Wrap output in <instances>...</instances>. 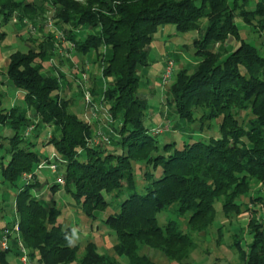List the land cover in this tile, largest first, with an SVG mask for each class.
<instances>
[{
    "label": "trees",
    "instance_id": "16d2710c",
    "mask_svg": "<svg viewBox=\"0 0 264 264\" xmlns=\"http://www.w3.org/2000/svg\"><path fill=\"white\" fill-rule=\"evenodd\" d=\"M251 1L233 0L234 9L229 0L49 1L58 25L70 27L63 34L72 50L85 57L97 53L98 60L103 54V76L117 80L104 93L112 121L118 125L108 134L109 144L120 149L117 153L90 144L95 129L70 112V101L60 98L61 77L42 73L48 50H53L48 43L38 51L19 50L9 58L6 76L24 94L27 108L39 120L36 126L58 131L48 145L64 161L59 174L73 205L95 222L100 213L121 201L103 220L117 239L112 250L115 258L98 255L89 244L79 264H124L122 258L128 264H156L144 253L146 248L186 264L197 247L191 234L214 226L218 207L226 220L238 217L244 213L239 201L250 198L252 183L264 187V56L244 41L226 60L211 49L229 36L237 37L238 10L248 24L251 18L264 21V0L249 13L243 8ZM12 3L0 0L5 23L23 6ZM23 7L32 16L42 10L33 3ZM203 20L208 26L203 38L195 41V56L204 61L194 75L187 70L178 73L169 88L170 103L181 121L199 126L200 134L213 131L210 122L219 121L218 137L182 147L175 142L161 146L145 125L149 104L138 96L140 68L149 67V48L161 27L172 26L186 34L199 31ZM5 38L0 33V46ZM2 107L0 94V177L5 187L18 189L15 203L25 247L34 249L33 258L39 252L43 264H72L79 250L65 239L72 228L60 221V209L46 208L33 196L41 187L37 180L23 182V175L34 174L48 157L36 151L38 145L26 136L31 125L27 112ZM6 128L13 132L11 137L2 134ZM59 189V184L51 187L52 192ZM263 200H252L255 206L248 228L253 241L248 250L241 248L240 235L232 238L243 264H264V222L258 219ZM170 207L177 208L179 218L189 217V233L175 221L161 226L158 216ZM9 252L0 249V264H10Z\"/></svg>",
    "mask_w": 264,
    "mask_h": 264
},
{
    "label": "rangeland",
    "instance_id": "374dc122",
    "mask_svg": "<svg viewBox=\"0 0 264 264\" xmlns=\"http://www.w3.org/2000/svg\"><path fill=\"white\" fill-rule=\"evenodd\" d=\"M49 1L50 0H13L12 4L16 2L22 3V5L25 6L27 3H33L37 8H41L42 10L40 11V9H38V15L36 14L35 16H32L28 15L22 6L15 9L14 15L8 23H5L3 15H0V33H5L6 35L2 47L8 46L7 51L18 49L22 52H27L30 49L38 51L39 46L42 43H48L47 45H50L53 50L49 48L48 51L50 53L43 66L47 64L46 67L49 69L48 75L61 77L60 98L70 101V112L96 129L95 137L90 141L91 145L99 146L107 153H117L120 151L118 145L113 146L106 144L101 138H98V133L105 134V137L109 138L108 133L105 131L108 130L111 132V126L114 125L118 128V125L116 123L114 124L112 121L110 114L111 107L105 100L104 96V93L109 86L115 85L117 80L116 78H106L103 76V65L101 64L105 59L103 54L99 56L101 60H98L97 53L85 57L72 50L70 43L63 34V30H69L70 27L65 25H62L61 27V25H58L59 23L55 18V10L52 5H49ZM74 1L81 4L86 2V0ZM258 2L259 0H252L249 6H243V9H245L246 12L253 13L255 12ZM229 3L231 8L234 9L233 0H229ZM240 13L241 10L236 12L237 37L234 35L229 36L224 43L217 42L211 47L212 53L218 55L220 60H226L234 52L239 50L242 41L255 47L264 56V28H262L264 21L261 18H256L254 20L251 18L252 21L248 24L241 17ZM207 26V20H203L199 31L186 34L178 32L172 34L173 28L171 26L161 27L154 35L153 42L149 48V67L140 68L141 82L138 96L140 99L146 100L149 104L145 125L151 129L152 137H154L161 146L175 142L178 147H182L184 143H193L211 137H218L219 121L210 122V125L214 126L213 131L200 134L198 125H189L187 122L179 119L172 108L170 103L171 97L169 95V88L176 80L179 72L187 70L189 75H194L197 71V67L204 61V57L195 56L197 50L195 47V41H199L203 38ZM22 36H27L26 38H28V41L21 40ZM100 51L102 53L105 52V48H102ZM2 52L3 48H0V53ZM164 56L167 57L165 58V66L162 72L150 73L152 67L157 65L158 62L163 63ZM9 63L10 61H5L1 66L0 74H6L8 68L7 65H9ZM169 68L171 71H169V77L165 82L164 78L167 74V69ZM42 73L47 74L44 70ZM23 97L24 95L21 94L20 99L19 97L16 98V107L27 112L28 116L30 114L29 118L31 125L26 131V136H30L34 141L37 140L38 147H36V151L40 152L43 148L42 145H44V147L49 146V139L55 133L58 134V131L49 126H45L43 129L42 127L38 128L36 124L39 120L33 111L27 108L22 100ZM4 106L6 108L9 107L7 104ZM198 113L200 112L198 111ZM246 115V113H242L241 117L247 118ZM30 129L32 130L30 131ZM12 135L13 132L9 130L7 137H11ZM95 140L98 144H94ZM6 146L7 142L5 144V147ZM2 154L3 151H0V158ZM40 154L43 155V153ZM54 156H56L58 160L57 162L62 160L56 151L50 153L48 160H52V158L54 159ZM59 166H61V164ZM36 173L30 183L36 181L37 176L41 173V175H44V177L49 180L50 186L57 183L58 175L52 174L48 169H42ZM26 176H29V174H24L23 179L26 178ZM138 185V188H140L141 186L139 183ZM252 185V189L249 193L250 198H245L239 201V204L244 210L243 214L231 220H226L218 207L219 214L216 224L205 233L191 234L197 247L191 254V257L185 262L186 264H243L239 259L238 250L232 246V238L240 235L242 238L241 248L245 252L253 241V236L249 234L248 228L251 223V212L255 206L254 203H252V200L257 199V197H262V199H264V187L261 184L255 185L252 183ZM40 186V188L35 189L33 196L37 197L43 205L49 204L51 206L58 204V207L61 206L63 208V203L65 201L70 203L73 202L71 196H66L67 194L65 191L61 192L63 197L59 200L62 201H57L54 197H56L55 194H57L58 191L52 192L54 195L52 196L48 188L42 189V186H44L43 184H40ZM17 192L18 189L7 188V186L5 189L0 188V244L4 233L10 231L12 234L9 236L10 252L8 262L10 264H25L22 261L23 254L20 252L21 250L19 247L20 243L25 247L20 231V216L16 204H14ZM120 203L121 201L115 203L112 209L110 208L105 213H100L99 219H101V217L105 218L108 214L114 213ZM246 209H248L247 212ZM259 210L260 213L258 214V219L261 220V222H264V208L260 207ZM176 211V207H170L163 212V214H160L158 219L161 226H164L168 221H175L180 224L181 229L184 232L189 233L186 228L189 217L186 216L179 218ZM60 221L62 222L61 218ZM73 223L76 226L75 228L77 231L80 233L77 234L78 239L72 244L73 247H78L79 249L77 259L72 264L80 263L85 255L86 247L89 244H93H87V242L95 240L100 244V250L102 253L103 251L109 252L105 255L115 258L111 247H113V244L117 243V239L113 231L105 228L103 232L95 234L92 236L91 240H87L82 235L84 230H86L84 227L87 222L76 217ZM100 224L96 223L95 226ZM16 225L19 226V233L14 231ZM221 228L222 230L219 231ZM95 248L97 254L100 255L96 246ZM25 250L29 264H43L40 262L39 252H34L35 256L33 258L30 255V251L33 252L34 249L29 251L25 247ZM144 253L156 264H178L174 261H170L162 253L149 250L148 248L144 250ZM119 261L128 264L127 260L123 258ZM100 264L103 263L101 262Z\"/></svg>",
    "mask_w": 264,
    "mask_h": 264
},
{
    "label": "crops",
    "instance_id": "0c3cea01",
    "mask_svg": "<svg viewBox=\"0 0 264 264\" xmlns=\"http://www.w3.org/2000/svg\"><path fill=\"white\" fill-rule=\"evenodd\" d=\"M172 27V26H171ZM173 28V33L172 34H175V33H177V31H176V28L175 27H172ZM27 36H22V39L21 40H23V41H28L27 39L28 38H26ZM2 45H3V43L1 44V46H0V48L2 49L3 48V52L2 53H0V70H1V66L5 63V61L6 60H8L9 61V58L14 54V53H16L17 51H19L18 49H16V50H13V51H7V47H2ZM7 51V52H6ZM167 56H164V61H163V63H160V62H158V64L157 65H155V66H153L152 67V69H151V71H150V73H152V72H154V73H161L162 72V70L164 69V66H165V58H166ZM89 59V58H88ZM88 61V60H87ZM89 62V61H88ZM47 65V64H46ZM46 65H44L43 67H44V71H46L47 72V74H48V67H46ZM8 66V65H7ZM149 76H150V74H149ZM0 94L2 95V97H3V109H5V110H11V109H13V108H19V107H16V98L17 97H19V99L21 98V94H23L20 90H18L13 84H12V82L7 78V76H6V74L5 73H3V74H0ZM19 94H20V96H19ZM24 95V94H23ZM22 100H23V102L25 103V101H24V97L22 98ZM5 104H7V105H9V107L8 108H6L4 105ZM29 116H30V114H29ZM28 116V117H29ZM43 129V128H42ZM111 129H112V126H111ZM96 130V129H95ZM8 131H9V129H5L4 131H3V133L2 134H4V135H6L7 136V134H8ZM110 131H112V130H110ZM105 132H107L108 134H109V131L108 130H106ZM32 142H34V143H38L37 142V140L36 141H34V139L33 138H31L30 139ZM40 142V141H39ZM42 142H45V141H42ZM44 144V143H43ZM38 145V144H37ZM43 146V148H42V151H40V153H43L45 156H49L50 155V153L51 152H53V151H55V148L52 146V145H49V146H45L44 147V145H42ZM37 174V173H36ZM42 174V173H41ZM38 175L37 176V180L39 181V183L40 184H43L44 186H42L43 188L42 189H46V188H48V190L51 192V194H52V196H54L53 195V193H52V191H51V187L53 186V185H55V184H57V183H55V184H53L52 186H50L49 185V180L46 178V177H44V175ZM0 188H3V189H5V186L2 184V181H1V178H0ZM62 191H64V188H63V186H60V189L58 190V192H57V194H55V196L56 197H54V198H56V200L57 201H62V200H59V199H62ZM59 195V196H58ZM66 196H69V195H66ZM16 197V196H15ZM56 201V202H57ZM73 201V200H72ZM14 204H16V203H14ZM58 209H60V211L62 212V215H61V220H62V223H63V225H64V227L65 228H75L76 226L74 225V220H75V218L77 217V218H80V219H82L84 222L86 221L87 222V224H86V226L84 227L86 230H84V232L82 233V235H83V237L85 238V239H87V240H91L92 239V236H94L95 234H98V233H101V232H103L104 230H105V228H107V227H105L104 226V224H103V220L104 219H106L110 214H108L107 215V217H101V219H99V216H98V218H97V220L95 221V222H93V221H91L90 219H88L83 213H82V211L79 209V208H77L76 206H74L73 205V202H64L63 203V208L60 206V207H58L57 205L58 204H54ZM54 205H47V204H44V206L46 207V208H50V207H52V206H54ZM65 210V211H64ZM82 214V215H81ZM83 216H85V217H83ZM102 222H100V221ZM96 223H101L100 225H97V226H95L96 225ZM76 229V228H75ZM108 229V228H107ZM80 232L79 231H77V234H79ZM89 243H93L96 247H97V250H99L98 251V253L100 254V255H105V254H108L109 252H105V251H103V253L101 252V246H100V244L99 243H97V241L95 240V241H89V242H87V244H89ZM87 244H86V246H87ZM114 245L115 244H113V247H114ZM113 247H111V249L113 250ZM109 250V249H108ZM108 250H106V251H108Z\"/></svg>",
    "mask_w": 264,
    "mask_h": 264
},
{
    "label": "built area",
    "instance_id": "2783aa9c",
    "mask_svg": "<svg viewBox=\"0 0 264 264\" xmlns=\"http://www.w3.org/2000/svg\"><path fill=\"white\" fill-rule=\"evenodd\" d=\"M70 46H71V44H70ZM72 47V46H71ZM169 71H171V69L169 68V69H167V74H166V76H165V78H164V81L166 82V80H167V78L169 77V74H170V72ZM32 129H30V131H31ZM98 133V132H97ZM51 135V134H50ZM96 136H97V134H96ZM98 138H101L102 140H103V142L104 143H106V144H109L110 142H109V138L108 137H105V134L103 135V134H101V133H98ZM102 142V143H103ZM94 144H98L97 142H96V140H95V142H94ZM59 158V157H58ZM58 160H57V158H56V156H54V159L52 158V160L50 159V160H45V161H43L38 167H37V170L35 171V173L37 172V171H41L42 169H48V170H50L51 172H52V174H55V175H58V177H57V184H59L60 186H64V184H65V181H64V178H63V176L61 175V174H59V165L60 164H63L64 163V161H62V160H59V162H57ZM59 164V165H58ZM34 173V174H35ZM34 174H29V176H26V178H24L23 180H24V182L26 183V184H29L32 180H33V178H34ZM19 226H17L16 225V227H15V229H14V231H16L17 233H19V228H18ZM12 233L10 232V231H6L5 233H4V236H3V238H2V241H1V244H0V246H1V249L3 250V251H7L8 249H9V236L11 235ZM18 236V235H17ZM19 237V236H18ZM20 252L23 254V257H22V261L25 263V264H29V261L27 260V256H26V250H25V247L22 245V243H20Z\"/></svg>",
    "mask_w": 264,
    "mask_h": 264
},
{
    "label": "clouds",
    "instance_id": "9594fccd",
    "mask_svg": "<svg viewBox=\"0 0 264 264\" xmlns=\"http://www.w3.org/2000/svg\"><path fill=\"white\" fill-rule=\"evenodd\" d=\"M66 241L68 242L69 245H72L75 243V240L78 239L77 235V229L73 228L71 235H66L65 236Z\"/></svg>",
    "mask_w": 264,
    "mask_h": 264
}]
</instances>
